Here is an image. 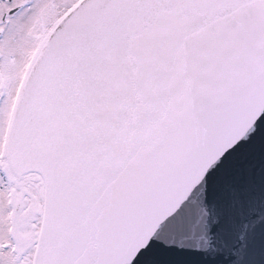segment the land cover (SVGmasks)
Masks as SVG:
<instances>
[{
  "label": "snow or ice",
  "instance_id": "1",
  "mask_svg": "<svg viewBox=\"0 0 264 264\" xmlns=\"http://www.w3.org/2000/svg\"><path fill=\"white\" fill-rule=\"evenodd\" d=\"M0 264H264V0H0Z\"/></svg>",
  "mask_w": 264,
  "mask_h": 264
}]
</instances>
